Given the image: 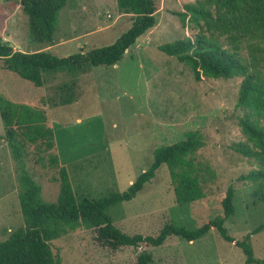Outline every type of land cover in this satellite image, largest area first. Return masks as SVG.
I'll use <instances>...</instances> for the list:
<instances>
[{
  "label": "rangeland",
  "instance_id": "rangeland-1",
  "mask_svg": "<svg viewBox=\"0 0 264 264\" xmlns=\"http://www.w3.org/2000/svg\"><path fill=\"white\" fill-rule=\"evenodd\" d=\"M197 1L159 0L156 25L136 40L120 62L79 77L71 105L49 106L55 145L40 156L30 152L27 167L48 203L55 202L59 193V167L66 168L77 198L96 200L126 191L150 166L156 148L198 132L204 147L195 154L196 160L216 175L205 197L180 211L167 168L162 166L133 200L109 209L113 225L129 236H157L171 222L197 228L223 216L221 202L232 187L235 213L224 227L235 241L250 235L254 256L264 260V230L254 233L264 223V202L254 199L249 184L240 179L257 165L232 147L244 140L239 125L244 113L236 105L241 79L196 81L186 64L159 50L194 34L174 13ZM131 25L132 18L121 14L116 0H68L58 13L52 45L34 46L21 6L0 0V38L14 51L41 49L59 58L87 53L113 44ZM240 54L249 71L264 77V42L257 49L242 46ZM62 81L66 79L58 77L37 88L4 69L0 61V94L14 103L53 97L54 85ZM50 158H56L58 165L53 166ZM22 226L14 163L6 143L0 141V241ZM51 249L61 264H135L142 251L151 253V264H244L245 260L235 242L224 241L214 229L194 242L172 236L158 248L141 244L113 251L96 241L93 229L80 227L52 241Z\"/></svg>",
  "mask_w": 264,
  "mask_h": 264
},
{
  "label": "trees",
  "instance_id": "trees-1",
  "mask_svg": "<svg viewBox=\"0 0 264 264\" xmlns=\"http://www.w3.org/2000/svg\"><path fill=\"white\" fill-rule=\"evenodd\" d=\"M20 5L27 17L28 37L34 46H51L59 11L68 0H5ZM159 0H116L121 14L132 18L131 28L113 44L59 58L47 51L26 53L14 51L0 38V61L4 69L20 79L43 88L58 77L65 78L54 85L55 96L35 103H14L0 94V119L4 141L14 163L18 185V202L23 226L0 241V264H61L51 249V242L83 227L93 229L96 241L116 251L125 247L138 248L146 244L153 248L164 245L169 237L194 242L211 229L220 237L239 247L244 264H264L254 256L250 235L242 241L229 236L224 223L234 213V189L229 187L221 202L222 217L197 228H186L173 222L165 224L157 236L126 235L113 225L109 209L130 202L151 182L160 167L167 168L175 203L185 212L191 204L205 197V189L215 180L212 168L196 160L195 154L204 147L198 132L172 145L156 148L153 161L134 182L121 193H111L92 200L77 198L65 167H59V193L55 202L43 200L41 187L28 170L29 153L40 156L52 150L55 134L49 119V106L64 107L76 100L77 80L96 67L115 66L136 40L156 25ZM182 25L188 24L192 36L177 39L159 47L168 57L186 64L196 81L240 78L237 107L243 111L239 121L244 140L232 144L234 151L253 160L256 169L240 177L249 184L254 199L264 202V77L249 71L240 54L242 46L257 49L264 42V0H200L184 5L175 12ZM39 159H41L39 157ZM53 166L56 158H50ZM264 230V223L254 233ZM150 252L142 251L135 264H151Z\"/></svg>",
  "mask_w": 264,
  "mask_h": 264
}]
</instances>
